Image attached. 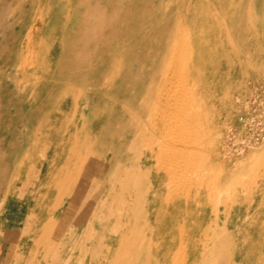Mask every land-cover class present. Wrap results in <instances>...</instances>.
Returning <instances> with one entry per match:
<instances>
[{"label":"rangeland","instance_id":"obj_1","mask_svg":"<svg viewBox=\"0 0 264 264\" xmlns=\"http://www.w3.org/2000/svg\"><path fill=\"white\" fill-rule=\"evenodd\" d=\"M0 264H264V0H0Z\"/></svg>","mask_w":264,"mask_h":264},{"label":"bare ground","instance_id":"obj_2","mask_svg":"<svg viewBox=\"0 0 264 264\" xmlns=\"http://www.w3.org/2000/svg\"><path fill=\"white\" fill-rule=\"evenodd\" d=\"M184 44V43H183ZM188 49V48H187ZM187 49H185V51L187 50ZM175 59L177 60V57L175 56ZM175 59L173 58V60L171 61V63H173V65L171 66L172 68H175ZM179 60V59H178ZM170 63V64H171ZM169 65V64H168ZM177 68V67H176ZM170 69V68H169ZM171 71V70H170ZM166 72V71H165ZM164 72V73H165ZM167 72H168V70H167ZM166 72V73H167ZM173 72V75L172 76H167V78L166 77H164V78H166V84H170L171 83V80L174 78V70L172 71ZM171 74V73H170ZM185 74V73H184ZM183 74V75H184ZM170 77V78H169ZM163 81V80H162ZM165 81H163V82H165ZM183 90V89H182ZM167 91V90H166ZM169 91V90H168ZM170 92V91H169ZM160 93V92H159ZM171 93V92H170ZM164 95V92H163V94H162V96ZM160 96V95H159ZM165 98V97H164ZM166 100H171V101H175V100H178V97L176 96V95H171V96H169V98H168V95H167V98H166ZM159 102V101H158ZM164 102V101H163ZM172 104V103H171ZM173 106L170 108V110L168 111V112H170V116H172L171 115V113H174L176 116H174V118L175 119H177V120H174V122H173V120H171L170 122H168V127L169 128H172V125H173V127H175L174 129H175V131L174 132H177L178 130L179 131H184V133H185V131H189L188 130V128L190 127V121H188L187 119H185V117L183 118V116H182V121H180V119L178 120V116L177 115H179L178 113L182 110V107L183 106H185L183 103V105L181 106V104H179L178 105V103H177V101H175V103L173 102ZM168 109H169V107H168ZM160 112V111H159ZM163 112V111H162ZM180 116H181V114H180ZM179 116V118H181ZM187 117V116H186ZM190 117V116H189ZM158 118V117H157ZM163 118V117H162ZM171 118H173V117H171ZM172 122H173V124H172ZM177 124V126L175 125V124ZM182 129V130H181ZM171 130V129H170ZM184 133H183V135H184ZM176 134V133H175ZM180 134V133H179ZM165 136V135H164ZM177 136V135H176ZM185 136V135H184ZM186 140V139H185ZM164 142V141H163ZM177 142V141H176ZM180 142V141H179ZM182 143V142H181ZM184 143V142H183ZM188 143V142H187ZM179 145V144H178ZM165 146V147H164ZM163 146V148H162V151H161V155L162 156H164V157H166V159L168 160V167L171 169V167L173 166V164H175V162H176V157L178 156H180V155H182V156H185V155H187V154H189L188 152H189V148L190 147H188L187 148V146H185V144L183 145H179V146H176V144L174 145V144H168L167 146L166 145H164ZM186 157V156H185ZM184 157V158H185ZM176 158V159H175ZM183 158V159H184ZM180 159V157L178 158V160ZM163 160V159H162ZM186 160V159H185ZM178 162V161H177ZM183 162V161H182ZM167 163V162H166ZM180 163V162H179ZM185 163V162H184ZM176 164H178V163H176ZM175 164V165H176ZM165 165V164H164ZM172 165V166H171ZM179 165H181V163L179 164ZM184 166V165H183ZM190 165L189 164H187V166L185 167L186 169H184L186 172H187V170H189L188 169V167H189ZM174 167V166H173ZM175 168V167H174ZM178 168V167H177ZM182 168H184V167H182ZM191 168V167H190ZM180 170H181V168H180ZM180 170H177V169H175L174 171H171L170 172V174L172 175V176H176L177 177V172L179 173V171ZM183 170V169H182ZM181 170V171H182ZM183 170V171H184ZM180 171V172H181ZM184 171V172H185ZM190 172V171H189ZM182 173V172H181ZM188 173V172H187ZM186 174V173H185ZM185 176V175H184ZM173 180V179H172ZM183 180V179H182ZM184 181V180H183ZM192 182V181H191ZM186 184V183H185ZM189 185V184H188ZM195 186V185H194Z\"/></svg>","mask_w":264,"mask_h":264},{"label":"crops","instance_id":"obj_3","mask_svg":"<svg viewBox=\"0 0 264 264\" xmlns=\"http://www.w3.org/2000/svg\"><path fill=\"white\" fill-rule=\"evenodd\" d=\"M98 159V158H97ZM96 159V160H97ZM100 159H98V161H99ZM94 163V162H93ZM104 165L106 164V165H108V163H106V162H102ZM95 167L97 166V164H95L94 165ZM60 174H61V176H62V178L61 179H58V180H62L63 179V181L61 182L60 181V183H61V187H60V189L57 187L56 188V186L54 185V182L55 181H57V180H54L52 183H50V185H49V188L50 187H53L52 189H57L56 191L58 192V194H59V196H60V199H59V207L57 208V209H55L54 210V213H56V214H58V215H55L54 216V219H55V227L53 228V230H54V233L55 234H57L58 232L60 233L64 228V224H66L65 222H66V220H67V213L69 212L68 211V209H67V202H66V197H67V193H66V174H67V172L65 173V171H64V168H61L60 170ZM87 171H88V169H87ZM48 175H50V172L48 173ZM51 189V188H50ZM11 212H13L12 210H11ZM10 222V221H9ZM27 222V221H26ZM14 222H12V224H13ZM14 225H12L11 226V228L10 229H6V232L7 233H9V232H12V233H18L19 234V232L21 231V225H19V222H18V225H16V227L14 228L13 227ZM24 228L22 229L23 230V232H24V229L26 228V223L24 224ZM23 227V226H22ZM15 230V231H14ZM21 233V232H20ZM18 242L20 243L21 242V239L20 240H18ZM63 243V242H62Z\"/></svg>","mask_w":264,"mask_h":264},{"label":"built area","instance_id":"obj_4","mask_svg":"<svg viewBox=\"0 0 264 264\" xmlns=\"http://www.w3.org/2000/svg\"><path fill=\"white\" fill-rule=\"evenodd\" d=\"M241 120H243V118H241Z\"/></svg>","mask_w":264,"mask_h":264}]
</instances>
